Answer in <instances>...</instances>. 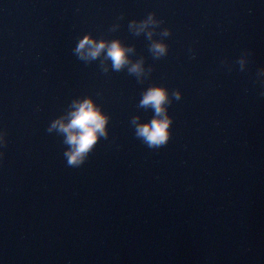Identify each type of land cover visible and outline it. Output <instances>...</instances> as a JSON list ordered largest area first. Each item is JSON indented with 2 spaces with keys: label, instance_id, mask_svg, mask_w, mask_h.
<instances>
[{
  "label": "water",
  "instance_id": "95a60500",
  "mask_svg": "<svg viewBox=\"0 0 264 264\" xmlns=\"http://www.w3.org/2000/svg\"><path fill=\"white\" fill-rule=\"evenodd\" d=\"M149 12L164 56L129 29ZM86 32L144 73L79 59ZM152 84L170 99L158 148L131 123ZM86 95L107 137L73 167L47 129ZM0 131V264H264V0H0Z\"/></svg>",
  "mask_w": 264,
  "mask_h": 264
},
{
  "label": "clouds",
  "instance_id": "9594fccd",
  "mask_svg": "<svg viewBox=\"0 0 264 264\" xmlns=\"http://www.w3.org/2000/svg\"><path fill=\"white\" fill-rule=\"evenodd\" d=\"M158 23L160 21L156 20L155 14L152 12H149L143 19L129 21L130 30L137 35L144 32L151 40L149 47L155 57L164 56L167 53V45L162 40H152L153 28ZM169 31L165 28L163 35H169ZM73 51L79 59L86 62L103 55L104 60L111 61L113 71H119L127 65L129 73L135 74L138 79L145 71L142 58L131 62L128 53H131L133 48L125 46L119 38L97 39L86 32L77 40ZM241 64L243 65V60H241ZM107 70V65H104V71ZM173 95L179 100L181 93L179 90H175ZM169 103L168 89L160 84H152L143 91L139 100L140 107H151L153 110L154 114L151 119L139 122L137 116L131 117V123L135 126V135L141 138L149 148H158L164 145L169 138L171 124V117L167 114ZM108 121V114L91 96L86 95L72 99L67 111L52 120L47 131L51 132L55 129L63 134L64 143L68 146L64 152L67 164L77 167L83 163L98 138L107 137L106 125ZM5 134L0 131V141H3Z\"/></svg>",
  "mask_w": 264,
  "mask_h": 264
}]
</instances>
